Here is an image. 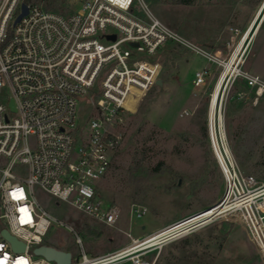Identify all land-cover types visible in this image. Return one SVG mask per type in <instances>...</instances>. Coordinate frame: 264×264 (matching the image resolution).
<instances>
[{
    "label": "built area",
    "instance_id": "built-area-1",
    "mask_svg": "<svg viewBox=\"0 0 264 264\" xmlns=\"http://www.w3.org/2000/svg\"><path fill=\"white\" fill-rule=\"evenodd\" d=\"M80 3L77 12L63 16L24 0H0V264H54L33 253L53 227L74 236L78 253L71 254V264H115L128 257H116L117 252L88 256L80 237L48 213L37 193L114 227L121 208L103 204L99 185L122 144L130 115L158 88L160 52L170 42L188 43L154 18L142 0ZM22 4L27 14L16 22ZM236 47H227L228 59L222 50L191 49L221 69L216 82L223 78V98L228 86L241 81L257 100L264 95V80L242 71L245 51L225 72ZM209 76L207 68L194 73V89L204 87ZM79 103L92 112L86 127L77 125ZM215 121L211 126L208 119V135L224 181L221 199L201 222L183 224L204 211L151 233L153 239L143 250L161 248L215 220L230 219L245 228L264 264V183L238 168L222 111L221 120ZM135 213L139 218L144 211ZM4 230L25 246L24 251H13L1 234ZM136 241L131 238V244Z\"/></svg>",
    "mask_w": 264,
    "mask_h": 264
},
{
    "label": "rangeland",
    "instance_id": "rangeland-1",
    "mask_svg": "<svg viewBox=\"0 0 264 264\" xmlns=\"http://www.w3.org/2000/svg\"><path fill=\"white\" fill-rule=\"evenodd\" d=\"M80 1L64 0L63 16L77 12ZM187 1L142 0L154 18L188 44L170 42L160 52L159 79L166 83L154 88L137 112L130 115L122 144L99 185L103 204L121 208L116 225L99 224L37 193L48 213L80 237L90 257L123 250L131 244L132 237L143 239L157 228L210 209L223 195L224 181L208 135L209 101L221 69L191 47L207 53L222 50L228 59L227 47L235 48L254 24L242 71L264 80V0ZM44 2H40L41 8ZM203 68L209 70L210 76L204 87L194 89V72ZM227 88L222 115L231 153L242 173L264 183V95L254 99L253 91H245L241 81ZM183 111L189 115L181 117ZM91 115L90 107L79 103L77 125L86 127ZM135 211L144 214L137 218ZM44 245L73 256L78 253L73 234L64 228L53 227ZM137 262L262 264L245 228L230 219L215 220L161 248L141 250L115 264Z\"/></svg>",
    "mask_w": 264,
    "mask_h": 264
},
{
    "label": "bare ground",
    "instance_id": "bare-ground-1",
    "mask_svg": "<svg viewBox=\"0 0 264 264\" xmlns=\"http://www.w3.org/2000/svg\"><path fill=\"white\" fill-rule=\"evenodd\" d=\"M253 26H254V24H252L251 27L242 35L243 38L240 40L238 46L236 47V49L234 50V52L232 54V57H231L229 63L226 65V67H225L226 71L225 72L228 71L230 65L237 64L239 62V55L241 54L242 51L246 52V50H247L246 44L247 43L249 44V41L247 42V39L250 35V32H251ZM222 79L223 78H221L218 82L215 83L213 91H212L211 96H210L208 116H209V120H210V123L212 124V126L214 123H216V121H215L216 119L221 120V111H222V104H223L222 94L224 91ZM219 111H220V114H218ZM204 212H206V214H203L200 217H197L196 219H193V220L186 222V223H183V224H186L185 226H187L189 224H195V223L201 222V221L209 218L213 213V212H208V210H206ZM204 212H202V213H204ZM152 237H153V235H148V236L144 237L143 239H138L135 243L130 244L127 248L120 250V251H117L116 254H118V255H116V257L121 256L123 254H126L124 256H130L136 252H139V251L145 249L142 246H144L146 243H148L150 240H152L153 239Z\"/></svg>",
    "mask_w": 264,
    "mask_h": 264
},
{
    "label": "water",
    "instance_id": "water-1",
    "mask_svg": "<svg viewBox=\"0 0 264 264\" xmlns=\"http://www.w3.org/2000/svg\"><path fill=\"white\" fill-rule=\"evenodd\" d=\"M27 14V6L25 4L21 5V14L16 19V22H19L20 19ZM111 40H114V37H110ZM157 86L161 87L162 82L159 80L157 82ZM10 108L14 111L13 102H10ZM2 236L11 244L13 251H24L25 246L18 242L14 237H11L7 231H2ZM34 255L38 257H42L48 262H53L54 264H71V253L58 250L51 246L42 245L37 247L33 251Z\"/></svg>",
    "mask_w": 264,
    "mask_h": 264
},
{
    "label": "trees",
    "instance_id": "trees-1",
    "mask_svg": "<svg viewBox=\"0 0 264 264\" xmlns=\"http://www.w3.org/2000/svg\"><path fill=\"white\" fill-rule=\"evenodd\" d=\"M42 0H24L26 5H38ZM182 3H189L187 0H181ZM64 0H46L44 2L42 9L48 12L57 13L63 15L64 13Z\"/></svg>",
    "mask_w": 264,
    "mask_h": 264
},
{
    "label": "crops",
    "instance_id": "crops-1",
    "mask_svg": "<svg viewBox=\"0 0 264 264\" xmlns=\"http://www.w3.org/2000/svg\"><path fill=\"white\" fill-rule=\"evenodd\" d=\"M198 71H200L199 69H197L194 73H196V72H198ZM162 82V86H164L165 85V81H161ZM161 86V87H162ZM159 229H161V228H157V229H155L154 231H152V232H150V233H148V234H146V235H150L151 233H153V232H155L156 230H159ZM133 238V237H132Z\"/></svg>",
    "mask_w": 264,
    "mask_h": 264
}]
</instances>
